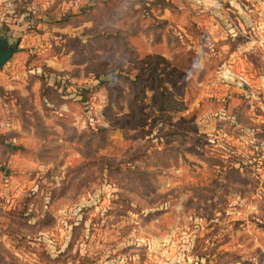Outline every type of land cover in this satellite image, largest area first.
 Here are the masks:
<instances>
[{
    "label": "rangeland",
    "instance_id": "obj_1",
    "mask_svg": "<svg viewBox=\"0 0 264 264\" xmlns=\"http://www.w3.org/2000/svg\"><path fill=\"white\" fill-rule=\"evenodd\" d=\"M91 1L0 0V264H264L260 0Z\"/></svg>",
    "mask_w": 264,
    "mask_h": 264
},
{
    "label": "built area",
    "instance_id": "obj_2",
    "mask_svg": "<svg viewBox=\"0 0 264 264\" xmlns=\"http://www.w3.org/2000/svg\"><path fill=\"white\" fill-rule=\"evenodd\" d=\"M83 0H70L72 5L78 6ZM92 2L91 0H85ZM259 16L247 17L245 23L228 22L229 30L234 36H243L249 47L257 50L264 57V0H260ZM1 18V12H0Z\"/></svg>",
    "mask_w": 264,
    "mask_h": 264
},
{
    "label": "water",
    "instance_id": "obj_3",
    "mask_svg": "<svg viewBox=\"0 0 264 264\" xmlns=\"http://www.w3.org/2000/svg\"><path fill=\"white\" fill-rule=\"evenodd\" d=\"M6 31L3 26H0V68L10 59V57L19 49V42L9 45Z\"/></svg>",
    "mask_w": 264,
    "mask_h": 264
},
{
    "label": "crops",
    "instance_id": "obj_4",
    "mask_svg": "<svg viewBox=\"0 0 264 264\" xmlns=\"http://www.w3.org/2000/svg\"><path fill=\"white\" fill-rule=\"evenodd\" d=\"M219 11H221L220 9H219ZM248 17H250V16H248ZM232 21H234V20H232ZM236 22V21H235ZM240 23H242V21L240 20L239 21ZM227 26H229V24L227 23Z\"/></svg>",
    "mask_w": 264,
    "mask_h": 264
},
{
    "label": "trees",
    "instance_id": "obj_5",
    "mask_svg": "<svg viewBox=\"0 0 264 264\" xmlns=\"http://www.w3.org/2000/svg\"><path fill=\"white\" fill-rule=\"evenodd\" d=\"M104 81V80H103Z\"/></svg>",
    "mask_w": 264,
    "mask_h": 264
}]
</instances>
